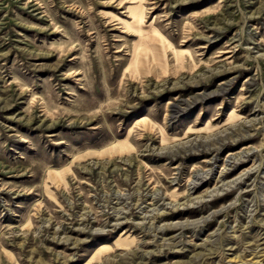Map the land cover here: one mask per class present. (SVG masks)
Masks as SVG:
<instances>
[{"label": "rangeland", "instance_id": "374dc122", "mask_svg": "<svg viewBox=\"0 0 264 264\" xmlns=\"http://www.w3.org/2000/svg\"><path fill=\"white\" fill-rule=\"evenodd\" d=\"M0 264H264V0H0Z\"/></svg>", "mask_w": 264, "mask_h": 264}]
</instances>
